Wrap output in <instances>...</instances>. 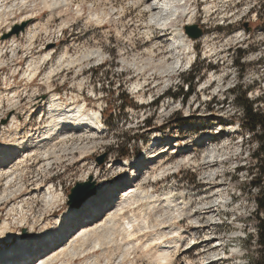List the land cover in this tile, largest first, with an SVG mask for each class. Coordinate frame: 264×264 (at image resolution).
I'll list each match as a JSON object with an SVG mask.
<instances>
[{"label":"rangeland","instance_id":"374dc122","mask_svg":"<svg viewBox=\"0 0 264 264\" xmlns=\"http://www.w3.org/2000/svg\"><path fill=\"white\" fill-rule=\"evenodd\" d=\"M63 1L54 10L39 0L30 2L15 17L6 16L9 28L5 24L0 26V42H3L0 45L3 105L0 137L3 125L12 129V136L3 135L0 141H31L37 137V131H42L53 118L54 98H59L58 106L73 108L83 104L88 112L100 111L103 127L90 135L83 134L84 127H77L79 130L69 133L67 140L56 135L39 151H34L32 158L28 157L20 166L22 174L15 183L16 187H22L10 194L0 209V223L9 217L7 213L14 201L26 199L29 203L24 205V210L17 209L15 218L10 217L16 235L32 229V225L36 237L43 227L53 230L56 217L70 206L68 195L72 187L91 181L96 192L100 191L103 177L94 178L95 167H102L101 175L110 177L114 175L108 165L112 158L118 162L141 158L152 151L154 137H162L165 143L170 134L177 137V143L193 144L190 154L199 163L172 168L143 185L155 195L165 196L172 191L179 201L189 202L191 210L205 207L203 210L207 212L200 216L201 227L194 228L197 224L191 219L178 218L174 224L189 231L196 229L198 242L202 244L204 238L210 237L204 249L180 251L172 264H185L187 258L193 264H249L251 260L264 264V246L258 241L257 227L264 217V210L258 208V199L264 192L263 132L260 128L249 131L243 126L244 113L232 91L238 86L247 89L254 108L264 114V0H188V9L195 13L193 23H198L204 33L199 39L187 35L188 41L192 40L193 62L170 72L165 71L164 63L174 59L169 57L167 48L173 34L179 30L185 33L188 21L185 15L178 14L177 20L164 24L152 17L154 11L145 3L138 6L134 0ZM2 8L1 14H6ZM30 29L37 31L31 45L26 38ZM14 36L22 37L23 46L15 50L3 47ZM150 49L154 50L153 55ZM48 51L50 54L46 55ZM196 71L198 74L192 80L194 90L184 97L178 96L181 89L188 90L191 75ZM136 82L141 86L134 90ZM33 88H37L43 100L31 109ZM122 93L130 101L125 107H122ZM8 95L15 97L14 107L22 111L17 130L11 126L13 112H8L11 105ZM135 134L136 139H128ZM209 142L212 145H207ZM88 145V153L82 155L81 146ZM49 147L55 148L60 156L45 158L42 153ZM126 148L129 155L123 157L119 150ZM171 153L172 149L166 151L162 159L176 162L179 156ZM210 153L211 157L207 158ZM88 169L92 177L83 180L82 174ZM5 182L3 176L0 193ZM52 185L65 198L47 207L43 198ZM128 185H116L112 201ZM97 200L95 195L91 203L94 207ZM103 211L99 217H104ZM160 212L164 216L165 210ZM22 215L28 220L24 227L18 222ZM79 220L71 233L94 219L80 217ZM156 232L159 229L152 230L149 237ZM116 234L106 238L102 245L94 246L89 241L87 251L70 257L65 264H130V261L153 264L140 249L131 250L130 258L123 260L127 240ZM23 239L2 242L0 252L7 250L6 255L11 254L20 247L14 245ZM53 245L42 253L39 251L41 254L35 255L30 264L51 251Z\"/></svg>","mask_w":264,"mask_h":264},{"label":"bare ground","instance_id":"6f19581e","mask_svg":"<svg viewBox=\"0 0 264 264\" xmlns=\"http://www.w3.org/2000/svg\"><path fill=\"white\" fill-rule=\"evenodd\" d=\"M35 1L37 0H0V7H3L2 9H4L6 13L1 14L0 11V19H4L1 21L0 26L3 24H5L4 26H7L6 23L8 18H6V16L12 15L15 17L17 11H22L28 6L30 2ZM39 1L53 8L54 10V8H57L61 5L63 0ZM187 1L188 0H134L133 2L138 6L142 5V3H145V6L149 8L150 11H154L152 17L159 18V20L157 19L158 22L162 21L164 24H166L169 21L177 20V15L182 14L188 17L187 24H190L195 20V13L193 10L188 9ZM30 17H27V19ZM33 29L28 30L26 34L27 41H29L28 44L30 45L33 44L34 39L37 37V31ZM8 30L9 29L6 31ZM21 38L14 36L10 41H5L3 47L15 50L16 47L21 45L23 46ZM170 42L171 44L167 48V51L170 52L169 57H172L174 60L171 63H164L166 68H164L165 71L170 72L177 69L178 67H182L185 64L193 62V56L191 55L192 40L191 42L188 41L186 33H184L182 30H179L177 33L173 34ZM1 43L3 42H0V45L2 46ZM150 51L153 55L154 50L150 49ZM48 54H50L49 51L46 55ZM36 66L32 67L37 70ZM140 86L141 84L136 82L134 90L138 89ZM30 94L31 100L29 103L31 105L30 108L32 109L33 106L39 105L43 98L40 93H37V88L31 89ZM52 96L53 98L56 97L55 94ZM1 99L2 98L0 97V111L2 110L3 106ZM14 99V96H9L7 99V101L11 104L8 112H13V122H11V126L17 130L20 127L18 123L19 117L22 115V111H18L17 108L14 107L16 104L14 103ZM58 100L59 98H54V102L51 104L52 106L56 105V107L52 110L53 118L42 131H37L36 133L39 139H37V137H32L31 141H0V180L3 176H5L6 180L5 187L0 193V209L3 208L6 200L9 199L10 194L14 193V191L16 193V190L22 187H16L18 184L15 183L17 177L22 174L20 166H22L25 161L28 160V157L32 158L31 156L34 154V151L42 148V146L44 147L45 143H49V141L53 140V137L56 135H59L63 141L67 140L69 138V133L74 130H79L77 127L82 126L85 128L82 129L84 135L97 133L98 130H101L103 127V122L99 114L100 111L88 112L84 108L83 104H79L73 108H68L62 105L58 106L57 104L60 103ZM11 132L12 129L9 128L8 125H3L1 137L3 135L4 137L7 135V137H11ZM196 139L199 141L200 137L198 136ZM153 140H155L156 143L151 145L152 151L145 153L141 158H137L136 160H126L123 162H118L116 159L112 158L108 162V165L111 172H114V175L110 177L101 175L102 167H95L97 175H95L94 178L97 179L98 176L103 177V179H101L102 186L100 191L87 197L78 207L70 205L66 212L59 214L58 217H56L54 226L55 228L50 230L48 226L43 227L38 237L34 236L33 234L35 225H32V229H26V231L24 230L22 235L20 233L16 235V229L12 227L10 217L15 218V215L17 214L16 210L20 209L22 212L24 210V205L28 204L29 201L26 199H21L18 202L14 201V206H11L7 213L9 217L4 218L0 223V244L4 241L13 243L15 240H19L21 237L24 239L23 242L18 241L16 245H14L20 246L18 250H16L19 252L14 251L15 249H13L9 255H6L7 250L3 251V253L0 252V264H30L32 257L41 254V251H44V248H48L50 245L55 243L56 244L53 245L51 251L43 253L32 264H59L61 262L65 264L67 259L74 257L80 252L84 251L89 241H91L90 243H93L94 246L99 244L102 245V242L104 243L106 238L114 236L116 233V236L119 234L122 236H120L122 239L125 238L127 240V243L125 244L126 250H123L124 252H122V257L123 260L125 259V261H127L126 257H129L132 253L131 250L137 249H140L147 256H149L152 259L153 264H172L174 257L180 251L187 252L189 249L196 247H201V249H204L210 237L208 239L207 237L204 238V243L202 244V241L201 243L198 242V231L196 232L195 230L198 227H201L200 216L207 212L206 210H203L205 207H200L199 210H191L189 202L185 201L184 199L179 201L178 198L174 197L172 191H169V193H167L165 196L155 195L152 190H149L148 187L146 188L143 185L147 182H150L159 174L166 171L168 172V170L177 168L180 165H197L199 160L197 158H193V156L190 154L193 144L187 142L184 144L177 143V137L170 134L164 139L166 141L165 143H162L163 138L158 135L154 137ZM207 145L212 144L209 142ZM155 147L156 149L154 150ZM53 149L55 148L49 147L45 150L43 149L44 152L41 153L43 156H45V158L50 159L51 155L57 154V151ZM80 149L82 155L84 152L88 153L89 145L83 147L81 146ZM171 149V155L179 156V159L174 163L166 162L161 157V155ZM59 154H57L58 157L60 156ZM211 154L212 153H210L207 158H210ZM204 160L206 159L204 158ZM116 170L118 173H115ZM82 175L83 180H87L88 178L92 177L89 169L88 171H84V174ZM117 175L120 176L118 177ZM126 184L129 185L119 192V196L116 197L115 202L112 201V198H114L115 195V186L119 185L122 187ZM53 187L54 185L48 187L43 198L47 207L53 206L65 198V195L62 194V192H57ZM95 195L98 196L96 207L91 204ZM17 198L18 197L13 198L10 201L12 202ZM161 209L165 210V217L161 214L160 211H163ZM101 211H103V214H105L104 217H99V213ZM80 217H83V219L92 217L94 220L79 227L75 231L76 233H71V230L79 223ZM26 218L27 217L25 215H22L20 219H18V222L22 227H24L28 222ZM178 218H180V220L191 219V221L196 222L197 225L194 227L196 229L189 231L183 226H177L174 224V221ZM1 219L2 218L0 217V220ZM35 221L39 222L37 219ZM167 222H169V224ZM48 223V221L45 222V225ZM66 224L67 227L65 228ZM157 229H159V232L153 233L152 237H149L151 231ZM109 242L110 241H107L108 244ZM124 243L125 242H123V244ZM123 244L121 243V245ZM187 260L188 261L185 264H193L190 258H187ZM131 262L132 261H130V264Z\"/></svg>","mask_w":264,"mask_h":264},{"label":"trees","instance_id":"16d2710c","mask_svg":"<svg viewBox=\"0 0 264 264\" xmlns=\"http://www.w3.org/2000/svg\"><path fill=\"white\" fill-rule=\"evenodd\" d=\"M198 74V71H196L194 74L191 75L190 82L187 85V91L183 92L181 91L178 93L179 95L186 96L189 94L192 90H194V86L192 84V80L194 77ZM235 93L237 103L240 105V107L243 110L244 116L242 118V124L243 126L248 129L249 131H257L259 128L262 129V135L261 138H264V114L261 113L259 110H256L253 106V102L247 97V89H243V87H237L232 90ZM176 95V94H174ZM128 98V95L122 93L121 100L124 102L122 107L127 106V104H130L128 101H126ZM137 135L129 136V140L131 138L136 139ZM121 156H127L129 155V148H126L124 150H119ZM258 208L261 210H264V192L261 193V198L258 199ZM258 231H259V243L264 246V217L259 221L258 223ZM249 264H258V262H255L254 260H251Z\"/></svg>","mask_w":264,"mask_h":264},{"label":"water","instance_id":"95a60500","mask_svg":"<svg viewBox=\"0 0 264 264\" xmlns=\"http://www.w3.org/2000/svg\"><path fill=\"white\" fill-rule=\"evenodd\" d=\"M248 23H246V26ZM185 33L192 39H199L202 37L204 30L198 23L186 24L184 26ZM96 192L95 183L79 182L72 187L70 194L68 195V204L72 206H80L81 203L90 195Z\"/></svg>","mask_w":264,"mask_h":264}]
</instances>
